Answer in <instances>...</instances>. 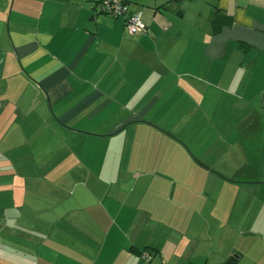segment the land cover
I'll return each instance as SVG.
<instances>
[{
  "label": "crops",
  "instance_id": "crops-1",
  "mask_svg": "<svg viewBox=\"0 0 264 264\" xmlns=\"http://www.w3.org/2000/svg\"><path fill=\"white\" fill-rule=\"evenodd\" d=\"M99 1L0 0V264H264V0Z\"/></svg>",
  "mask_w": 264,
  "mask_h": 264
},
{
  "label": "built area",
  "instance_id": "built-area-1",
  "mask_svg": "<svg viewBox=\"0 0 264 264\" xmlns=\"http://www.w3.org/2000/svg\"><path fill=\"white\" fill-rule=\"evenodd\" d=\"M98 9L103 15L114 19H122L124 28L129 35L147 33V28L141 20V14L129 12L128 0H100ZM141 257L145 263H149L151 259L149 252H144Z\"/></svg>",
  "mask_w": 264,
  "mask_h": 264
},
{
  "label": "trees",
  "instance_id": "trees-1",
  "mask_svg": "<svg viewBox=\"0 0 264 264\" xmlns=\"http://www.w3.org/2000/svg\"><path fill=\"white\" fill-rule=\"evenodd\" d=\"M239 45L242 48V50L245 51V53H247L248 51H251V53L255 52L252 48H250V47H248V46H246L244 44H239Z\"/></svg>",
  "mask_w": 264,
  "mask_h": 264
},
{
  "label": "water",
  "instance_id": "water-1",
  "mask_svg": "<svg viewBox=\"0 0 264 264\" xmlns=\"http://www.w3.org/2000/svg\"><path fill=\"white\" fill-rule=\"evenodd\" d=\"M235 262V258H231L227 264H233Z\"/></svg>",
  "mask_w": 264,
  "mask_h": 264
}]
</instances>
